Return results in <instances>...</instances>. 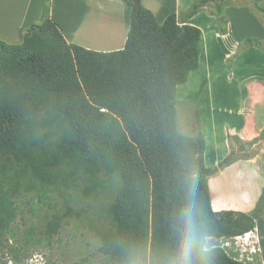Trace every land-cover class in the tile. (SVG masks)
<instances>
[{"label": "trees", "instance_id": "1", "mask_svg": "<svg viewBox=\"0 0 264 264\" xmlns=\"http://www.w3.org/2000/svg\"><path fill=\"white\" fill-rule=\"evenodd\" d=\"M124 1L132 8L130 29L119 50L69 43L51 18L30 26L21 44L0 40V160L37 140L29 121L45 103L65 128L54 161L72 158L86 174L103 166L120 180L112 206L117 230L101 238L108 261L131 249L146 264H164L175 249L188 183L208 238L256 230L264 261V191L252 211L215 210L205 137L184 134L178 124V86L201 56L202 31L188 19L220 0L196 1L182 23L176 13L160 23L142 0ZM8 200L0 193V208ZM212 262L247 264L223 246L212 247Z\"/></svg>", "mask_w": 264, "mask_h": 264}, {"label": "rangeland", "instance_id": "2", "mask_svg": "<svg viewBox=\"0 0 264 264\" xmlns=\"http://www.w3.org/2000/svg\"><path fill=\"white\" fill-rule=\"evenodd\" d=\"M196 1L201 0H181V12L191 9ZM251 1L255 3L252 5L255 11L261 13V9L264 10V0ZM210 2L209 6L214 8L216 15H211L206 9L199 12L206 43L207 36L214 38L216 35L218 24L213 16L221 18V14H226L233 7H248L246 0ZM244 24L250 29L254 27L248 22ZM206 47L203 43L200 66L178 86V124L184 134L201 133L199 99L188 102L187 94L202 90L201 84L206 78ZM261 65L262 62L257 60L253 69L258 71ZM241 88L233 93L238 102L243 97ZM29 127L30 136L39 134L37 140L29 138L23 142L18 155L0 160V193L10 196L7 207L0 208V264H128L133 250L127 249L117 259L109 261L100 250L102 236L117 230L112 206L120 180L103 166L97 167L92 174H86L72 158L54 161L52 156L58 140L65 134V128L49 113L47 104L32 114ZM229 139V150H225L218 165L211 167L215 169L212 175L218 182L213 184L211 194L215 198L228 194L224 201L226 208H241L249 212L264 191V156L257 163L246 160L247 156L255 155L264 147V134L259 137L263 142L256 147L254 142L237 144L235 136ZM243 161L246 165L240 167L243 174L237 179L236 171ZM235 163L238 165L233 169L231 166ZM214 206L218 208L217 201H214ZM208 239L211 247L223 246L231 256L247 264H264L256 230L238 237Z\"/></svg>", "mask_w": 264, "mask_h": 264}, {"label": "crops", "instance_id": "3", "mask_svg": "<svg viewBox=\"0 0 264 264\" xmlns=\"http://www.w3.org/2000/svg\"><path fill=\"white\" fill-rule=\"evenodd\" d=\"M142 2L154 12L160 23L172 13H176L182 23L183 15L187 12H181V0ZM246 2L248 7H243L245 10L233 7L226 14H221V18L211 17L218 26L214 38L207 36V43L204 42L199 12L206 9L211 15H216L214 8L209 6L212 2L205 3L197 14L188 19V23L198 26L202 31L200 48L203 43L207 45L206 78L201 84L202 90L196 94L189 92L187 101L194 102L199 99L200 132L206 140L204 155L206 165L210 168L218 165L225 150H229L227 138L232 140L233 136L237 137V144L254 142L255 147L263 142L259 137L264 134V10L261 9L259 13L252 7L255 3L251 0ZM131 9V5L124 0H0V40L9 44H21L30 26L51 18L60 25L69 43L102 52L119 50L127 41ZM252 15L263 21L260 22ZM2 20L6 21L3 23ZM243 21L253 24L254 27H246ZM257 60L262 62L258 71L253 69ZM235 82H239L238 86ZM239 87H242L240 91L243 97L238 102L233 98V93ZM262 156L263 146L255 155L247 156L246 161L257 163ZM243 164L244 161L240 164L239 171H236L237 179L243 174L240 168ZM236 165L238 164L231 167L234 169ZM208 180L211 191L213 184L218 182L214 175H210ZM228 196H212V205L214 201L218 205V208H213L217 211H244L241 208H226L224 201Z\"/></svg>", "mask_w": 264, "mask_h": 264}, {"label": "clouds", "instance_id": "4", "mask_svg": "<svg viewBox=\"0 0 264 264\" xmlns=\"http://www.w3.org/2000/svg\"><path fill=\"white\" fill-rule=\"evenodd\" d=\"M174 231L175 249L164 264H213L211 243L199 220L192 183L185 185V206L176 217ZM128 264H146V260L133 257Z\"/></svg>", "mask_w": 264, "mask_h": 264}, {"label": "bare ground", "instance_id": "5", "mask_svg": "<svg viewBox=\"0 0 264 264\" xmlns=\"http://www.w3.org/2000/svg\"><path fill=\"white\" fill-rule=\"evenodd\" d=\"M2 19H3V18H2ZM0 21H1V20H0ZM3 21H6V20H2V22H3ZM3 23H4V22H3ZM248 234H249V233H247L246 235H248Z\"/></svg>", "mask_w": 264, "mask_h": 264}, {"label": "water", "instance_id": "6", "mask_svg": "<svg viewBox=\"0 0 264 264\" xmlns=\"http://www.w3.org/2000/svg\"><path fill=\"white\" fill-rule=\"evenodd\" d=\"M132 1L137 2V0H132Z\"/></svg>", "mask_w": 264, "mask_h": 264}]
</instances>
